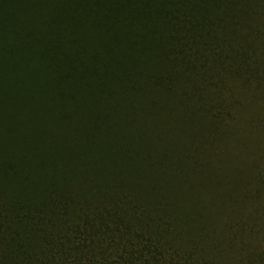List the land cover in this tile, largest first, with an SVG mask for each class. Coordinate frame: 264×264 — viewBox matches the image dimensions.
<instances>
[{
	"label": "trees",
	"instance_id": "16d2710c",
	"mask_svg": "<svg viewBox=\"0 0 264 264\" xmlns=\"http://www.w3.org/2000/svg\"><path fill=\"white\" fill-rule=\"evenodd\" d=\"M263 245L264 0H0V264Z\"/></svg>",
	"mask_w": 264,
	"mask_h": 264
},
{
	"label": "rangeland",
	"instance_id": "374dc122",
	"mask_svg": "<svg viewBox=\"0 0 264 264\" xmlns=\"http://www.w3.org/2000/svg\"><path fill=\"white\" fill-rule=\"evenodd\" d=\"M245 138L244 137H241V141L243 142V145H244V142H245ZM244 148H245V150H246V147H245V145H244ZM262 153V151L260 152V154ZM249 154V153H248ZM249 158H252V156H251V154H249ZM261 252H262V258L264 259V245L262 246V248H261Z\"/></svg>",
	"mask_w": 264,
	"mask_h": 264
}]
</instances>
